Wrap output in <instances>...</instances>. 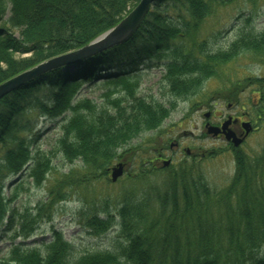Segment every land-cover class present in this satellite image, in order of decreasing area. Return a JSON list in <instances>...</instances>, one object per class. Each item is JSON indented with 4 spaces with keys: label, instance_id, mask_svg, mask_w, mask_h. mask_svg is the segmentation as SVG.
Here are the masks:
<instances>
[{
    "label": "trees",
    "instance_id": "1",
    "mask_svg": "<svg viewBox=\"0 0 264 264\" xmlns=\"http://www.w3.org/2000/svg\"><path fill=\"white\" fill-rule=\"evenodd\" d=\"M10 15L3 20L5 7L0 0V82L41 60L74 50L116 24L138 0H9ZM233 0H155L138 29L125 42L99 51L70 64H62L31 78L0 99V228L6 216L1 196L4 180L22 170L30 158L29 142L20 134V119L33 98L43 89L52 92L53 106L41 108L58 114L67 107L74 114L64 125L59 138L67 160L80 159L86 170L108 174L115 161L140 163V174L154 170L152 161L159 139L131 142L145 131L158 128L168 109L164 104L139 95L128 80L135 66L155 52L171 49L174 59L167 63L164 77L172 94L187 97L200 88L203 79L216 77L219 64L240 51H264V31H244L227 50L193 54L174 47L176 37L187 35L220 6ZM12 28L18 30L15 35ZM29 54L27 56H21ZM73 65V68H69ZM127 65H130L126 67ZM118 75L104 82H122L124 93L111 97L106 104L91 110L90 116L67 106L76 86L111 70ZM257 85L259 99L253 101V117L264 124V77L233 82L219 91L226 100L235 99L242 86ZM106 95V94H105ZM90 101L89 99H87ZM156 143V145H155ZM245 152L236 153V170L225 194L213 206L224 208V217L200 219L201 197L211 191L193 178L192 165L182 163L171 170L164 190L153 186L155 203L149 197H126L116 214L123 242L117 251L97 250L69 258L72 245L55 230L42 253L35 248H15L0 264H264V191L253 190L257 169L264 171V147L259 160L250 164ZM48 158L36 160L31 174L39 183L49 168ZM61 173L48 189L49 203L66 199L64 184L76 182L77 172ZM188 173V174H187ZM187 174V175H186ZM91 176H93L91 174ZM181 183V187L179 184ZM242 183V184H241ZM241 184L240 189L238 188ZM263 189V188H262ZM179 193L182 202H180ZM212 194V193H211ZM204 195V196H203ZM149 196V195H148ZM234 199L232 203L231 199ZM218 202L220 204L215 205ZM204 203V202H203ZM209 212V211H208ZM219 215V214H218ZM87 223L100 232L112 224V216H89ZM196 217L197 220L185 221ZM12 220V217L10 218ZM9 220V221H10Z\"/></svg>",
    "mask_w": 264,
    "mask_h": 264
},
{
    "label": "rangeland",
    "instance_id": "2",
    "mask_svg": "<svg viewBox=\"0 0 264 264\" xmlns=\"http://www.w3.org/2000/svg\"><path fill=\"white\" fill-rule=\"evenodd\" d=\"M3 4L5 7L3 20L5 21L10 15V1L3 0ZM11 30L18 35L16 28ZM244 31L252 33L264 31V0H233L220 6L214 14L189 31V34L176 37L173 45L175 48L179 47L184 53L193 54L200 50L205 52L227 50ZM27 55L29 54L21 56ZM173 59L174 53L171 49L155 52L152 56L145 57L135 66L134 72L129 74L128 80L135 83L134 88L139 95L147 100L160 102L168 109V115L164 117L158 128L141 133L131 142L142 143L147 138L157 136L159 139L156 141L159 142L157 146L163 140L168 144L174 137L179 138L181 145H187L194 150L197 147L207 150L225 146L222 139L209 134L203 135L205 132L203 124L207 118L204 112L209 113L211 110L214 113V120L233 112L234 108L227 107L219 91L225 89L230 83L243 82L246 77L263 78L264 51H240L231 56V59L219 64L215 72L216 77L203 79L200 88L187 97L172 94L164 77L166 65ZM129 66L126 67L130 68ZM71 67L73 68V65L69 66ZM118 71L112 69L97 78L95 82L78 84L67 106L76 105L80 113L90 116L91 110L87 105L97 111L98 108L105 106L108 94L111 97L122 95L124 87L121 81L104 82L118 75ZM257 91V85L253 83L239 92L235 99L244 103L246 98L249 102V97L252 96L255 102L260 97ZM42 102H47L50 106L55 103L52 92L48 89L37 92L36 98H33V107L28 108L20 119L21 124L24 125L20 134L30 143L28 145L30 158L22 170L9 174L4 180L1 196L6 208V216L0 228V257H10L11 251L17 247L35 248L44 253L46 243L52 238L55 230L61 231L64 239L71 243L69 258L97 250L117 251L124 240L120 235L119 217L116 214L119 206L125 202L126 197H149V200L155 203L152 187L164 190L170 171L178 169L182 163L192 165L190 174L193 178H198L200 183H204L212 193L207 198L200 199L204 202H202L204 210L209 203V212L203 213L200 219L209 221V219L219 218L213 220L217 222L220 217H224V208L221 206L218 212V206H213L212 202L220 200V195L226 193L234 176L237 162L230 152L193 158L178 149L174 150L173 154L172 152L166 154V157L170 156L172 159L168 167L164 168L160 165L151 173L141 176L138 174L140 163L138 160H133L126 164L125 171L117 180L111 181L108 174H99L94 171L89 174V170L83 167L80 159L70 161L62 155L58 140L65 133L64 125L74 114V110L67 107L63 112L55 115L53 111L42 109L40 105ZM241 110L245 112V105ZM263 128L264 124L259 123L257 129L241 145V150L247 152V160H250L251 165L259 160L263 151ZM42 158L49 159V168L44 173V179L37 183L31 174V169L36 164V160L39 161ZM117 162H112L109 167ZM149 165L152 166L151 163L145 166ZM72 169L78 175L76 182L63 185V188L67 189L66 199L49 203L48 189L54 178L61 173L68 174ZM257 172L258 180L254 183V187L251 185V192L253 190L259 192V188L264 191V171L260 172L257 169ZM181 186L180 183L179 187ZM179 198L182 202L180 193ZM230 199L234 203L233 197ZM218 204L220 203H215V205ZM93 214L103 219L111 215V226L103 231L95 232L94 228L87 223L89 216ZM11 217L12 220H10ZM192 220L197 219L196 217L185 219L186 222Z\"/></svg>",
    "mask_w": 264,
    "mask_h": 264
},
{
    "label": "water",
    "instance_id": "3",
    "mask_svg": "<svg viewBox=\"0 0 264 264\" xmlns=\"http://www.w3.org/2000/svg\"><path fill=\"white\" fill-rule=\"evenodd\" d=\"M153 2H155V0H139L132 7V9L125 13V15L116 24L98 36H95V38L88 43L67 53L59 54L43 61L41 60V62H38L37 64L28 67L12 76L10 75V77L2 80L0 82V99L31 78L45 72V70L62 64L73 63L75 61L89 57L99 51L127 41L138 29L140 23L146 16ZM207 115H209V113L205 112L204 116L207 117ZM224 124L225 122L220 127H218L206 122L205 133L214 136L218 134L221 129H223ZM250 128L251 124L246 122V132H248ZM229 135H232V133H229ZM241 141V138L235 137L233 138L232 142L236 146L239 145ZM167 163H169V160L165 159L164 164ZM124 165L125 163L119 161L115 165L108 168L111 181L117 180V178L123 174L122 172L124 171Z\"/></svg>",
    "mask_w": 264,
    "mask_h": 264
},
{
    "label": "flooded vegetation",
    "instance_id": "4",
    "mask_svg": "<svg viewBox=\"0 0 264 264\" xmlns=\"http://www.w3.org/2000/svg\"><path fill=\"white\" fill-rule=\"evenodd\" d=\"M250 78V77H249ZM248 79V77H246ZM251 84H247L246 86H242L240 92L244 91L248 86ZM222 100H224L227 105V107L234 108L232 113L225 114L219 119L214 120V113L209 111V115H207V118L204 121V128H205V123L209 121L210 124H213V126H218L220 127L224 122V127L223 129L220 130V132L216 135H214L216 138H220L224 141L225 146H221L219 148L212 147L211 149H201L200 147L194 149H191L187 145H181V141L179 138H172L168 144L165 143V140L163 142L161 141L160 145L154 149L156 151L155 156L152 160V166L154 168H158L160 165L162 167H168L172 163V159L170 156L166 157V154L169 152H172L173 154L174 150L180 149L183 153H186L187 156H191L193 158L197 157H205V155H213L217 153H222V152H230V154L234 155L233 157L236 156V153L238 152H245L241 150V145H243L248 138L250 137V134H252L256 129H257V119L253 117V111H252V103H253V98L252 96L249 97V102L248 99L246 98V101L244 103H241L240 100L238 99H230V100H225L224 97H222ZM244 105L246 107L245 112L242 111L241 109L244 108ZM241 107V109L239 108ZM239 108V109H238ZM205 114V113H204ZM249 122L251 124V128L249 129L248 132L245 130V123ZM264 132V128H263ZM229 133H232V135H229ZM203 135H208L204 132ZM211 135V134H209ZM213 136V135H212ZM241 138L242 141L240 142L239 145H234L233 144V138ZM174 148V149H173ZM165 159L169 160V163L164 164Z\"/></svg>",
    "mask_w": 264,
    "mask_h": 264
},
{
    "label": "bare ground",
    "instance_id": "5",
    "mask_svg": "<svg viewBox=\"0 0 264 264\" xmlns=\"http://www.w3.org/2000/svg\"><path fill=\"white\" fill-rule=\"evenodd\" d=\"M112 26H113V25H112ZM112 26H111V27H112ZM109 28H110V27H109ZM109 28H108V29H109ZM93 39H94V38H93ZM71 51H72V50H71ZM67 52H69V51H67ZM67 52H64V53H67ZM64 53H62V54H64ZM55 56H56V55H55ZM52 57H53V56H52ZM42 61H43V60H42ZM40 62H41V61H40ZM36 64H37V63H36ZM20 86H21V85H20ZM9 93H10V92H9ZM3 97H4V96H3ZM118 162H119V161H118ZM120 162H121V161H120ZM123 163H124V162H123ZM115 164H116V163H115ZM112 166H113V165H112ZM125 166H126V164L124 165V171H125ZM124 171H123V172H124Z\"/></svg>",
    "mask_w": 264,
    "mask_h": 264
}]
</instances>
